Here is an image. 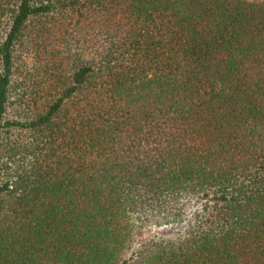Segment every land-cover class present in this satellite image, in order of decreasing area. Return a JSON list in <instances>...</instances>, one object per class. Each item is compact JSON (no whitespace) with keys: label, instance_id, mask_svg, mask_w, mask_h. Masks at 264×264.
Instances as JSON below:
<instances>
[{"label":"trees","instance_id":"1","mask_svg":"<svg viewBox=\"0 0 264 264\" xmlns=\"http://www.w3.org/2000/svg\"><path fill=\"white\" fill-rule=\"evenodd\" d=\"M0 264H264V0H0Z\"/></svg>","mask_w":264,"mask_h":264},{"label":"rangeland","instance_id":"2","mask_svg":"<svg viewBox=\"0 0 264 264\" xmlns=\"http://www.w3.org/2000/svg\"><path fill=\"white\" fill-rule=\"evenodd\" d=\"M135 230L136 235L134 239V247H137L139 244L149 240L156 238L159 235L167 234L169 233V227H158L151 224H143L141 222L135 221ZM180 227H184V225H180Z\"/></svg>","mask_w":264,"mask_h":264}]
</instances>
